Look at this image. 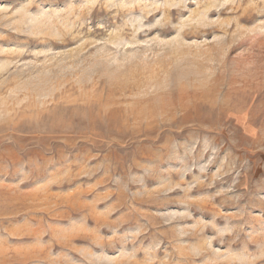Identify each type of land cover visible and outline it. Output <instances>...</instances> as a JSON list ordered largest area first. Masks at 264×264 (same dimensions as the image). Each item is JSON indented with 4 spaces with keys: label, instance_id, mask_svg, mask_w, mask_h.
<instances>
[{
    "label": "rangeland",
    "instance_id": "374dc122",
    "mask_svg": "<svg viewBox=\"0 0 264 264\" xmlns=\"http://www.w3.org/2000/svg\"><path fill=\"white\" fill-rule=\"evenodd\" d=\"M0 264H264V0H0Z\"/></svg>",
    "mask_w": 264,
    "mask_h": 264
}]
</instances>
